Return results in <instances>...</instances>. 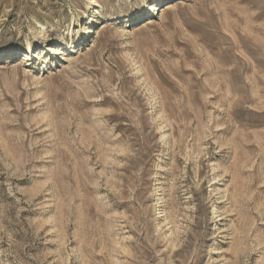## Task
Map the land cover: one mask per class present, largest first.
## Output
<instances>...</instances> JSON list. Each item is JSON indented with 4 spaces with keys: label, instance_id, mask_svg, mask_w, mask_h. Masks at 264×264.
<instances>
[{
    "label": "rangeland",
    "instance_id": "obj_1",
    "mask_svg": "<svg viewBox=\"0 0 264 264\" xmlns=\"http://www.w3.org/2000/svg\"><path fill=\"white\" fill-rule=\"evenodd\" d=\"M0 264H264V0H0Z\"/></svg>",
    "mask_w": 264,
    "mask_h": 264
},
{
    "label": "bare ground",
    "instance_id": "obj_2",
    "mask_svg": "<svg viewBox=\"0 0 264 264\" xmlns=\"http://www.w3.org/2000/svg\"><path fill=\"white\" fill-rule=\"evenodd\" d=\"M73 51V50H72ZM40 55H38V58H39Z\"/></svg>",
    "mask_w": 264,
    "mask_h": 264
}]
</instances>
